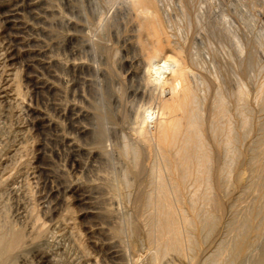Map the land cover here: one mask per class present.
Here are the masks:
<instances>
[{"label":"rangeland","instance_id":"374dc122","mask_svg":"<svg viewBox=\"0 0 264 264\" xmlns=\"http://www.w3.org/2000/svg\"><path fill=\"white\" fill-rule=\"evenodd\" d=\"M156 1L174 47L186 49L190 80L198 83L204 98L211 96L205 103L210 105L204 106L205 120L211 119L213 91L219 84L212 80L216 75L227 85L230 98L240 85L249 89L244 107L234 96V102L229 101L230 111L236 106L231 114L235 133L241 136L234 147L238 159H234L229 188L218 194L217 207L210 209L216 225L210 235L196 231L198 245L192 258L172 253L163 264H208L209 258L218 256L224 259L220 264H264V222L258 234L250 232L241 250L234 249L241 240L237 231L244 217L248 214L258 225L257 215H264V192L253 188L257 180L264 186V103L258 98L264 86V0ZM124 3L0 0V240L4 238L0 264H45L46 259L52 264H151L154 248L148 244L144 221L149 160L141 157L138 171L124 181L123 173L131 169L133 158L121 152L124 136H133L138 108L150 104L143 91L149 77L145 70L151 67L148 62L142 70L147 59L140 49L130 47L136 41L135 23ZM236 40L242 56L235 50ZM13 49L17 60H12ZM73 62L84 68L63 69L62 64ZM155 66L165 68L162 61ZM200 79L214 86L211 92L199 87ZM226 79L231 82L226 84ZM237 107L247 114L246 129L239 124L243 116L235 111ZM81 112L109 118L105 121L108 136L101 140L81 134L82 128L95 130L94 118L79 117ZM220 153L216 155L223 158ZM221 158L217 161L222 164ZM12 234L21 240L8 261L4 242Z\"/></svg>","mask_w":264,"mask_h":264},{"label":"bare ground","instance_id":"6f19581e","mask_svg":"<svg viewBox=\"0 0 264 264\" xmlns=\"http://www.w3.org/2000/svg\"><path fill=\"white\" fill-rule=\"evenodd\" d=\"M124 6L126 7V12L129 14L128 16L129 19L133 18L132 22L135 23L134 29L136 32H132V33H135L133 35H136V41H135V45H132V46L130 45V47L131 49L135 51H139L140 49L141 52L139 51V53L143 55L142 56L143 58L145 57L147 59V60H144L145 63H142L143 64L141 66L142 70L146 69L145 65L148 62L151 68L145 70L147 71L149 77H146L145 81L143 80L145 82V84L143 83L145 85L143 93L144 95L148 97L149 99L148 103L150 104H148V106L146 107H142L143 109L138 108L140 111L137 112V115L135 114L136 117L134 116L135 117V120H134L135 122L133 124L134 127L131 130L133 131V134H132L133 136L131 135L132 138L130 137L131 139H129L124 136V142H123L124 149L122 148L123 151L121 152H124V155H126L127 157H129V155L132 156L133 164L130 165V167L127 165L131 169L128 168L129 170H126V171L124 170L125 173H123V176L125 178H123V180L125 181V179L130 178L129 175L135 172V169L136 171H138L137 169H138L141 157H145L149 160L148 161L149 167H148V174H147L148 178L146 177L147 178L146 185H147L148 191L146 192V196H145V206L147 209L146 210L147 215H145L146 218L144 221L148 229L146 230L147 235H148L146 237H148V241H149L148 244L151 245L152 248H154L153 253L151 252L152 256L149 257L151 259V264H163V260H165V258L172 253L181 255L185 259H187L188 257L192 258L191 255L193 254V252L196 249V246L198 245L197 244L198 242L195 239L196 231L198 229H201V230H204L208 235H210V233L213 231L216 225L217 220L215 219L214 214L210 211V209L213 207H217L216 205L219 203V200L217 198L221 196L219 193H221L222 190L229 188L227 185L230 184L229 177L233 171L234 159L235 158L238 159V157H234V154L237 153L234 151L235 149L234 147H235V144L238 143L237 141L239 140V137L241 135L238 137L239 134L237 135L235 133L236 127L234 126V122H233L232 114H231L233 111V107H236V106H233L230 111L229 103L233 101L232 97L234 96L236 98L237 103L242 104V106L244 107V105L246 104L247 97H248L247 95L249 93L248 92L249 89L247 88L248 90L247 91L246 88L244 87L246 84L245 85L243 84L244 86H241L238 83L240 87L238 86L237 90L234 93L231 92L233 96L231 95V98H230V96L226 93V90L228 91V88H226L227 85L225 86L221 84L220 83L221 81L219 80L220 78L215 79L218 77L216 75V77L212 80H217V82L219 81L218 82L219 84L215 86L216 89H214L215 91H213L215 93H214L213 101L211 102V107H210L211 108L210 110L212 113L210 117L211 119L208 122L207 120H205V117L207 116H204V112H205L204 106H205V103L209 101L207 99H210L211 96L209 97L207 96L208 97L207 99L204 98L206 96L205 95L204 97L202 96L201 92L203 90L200 89L201 92H199L198 85H196L198 83H196L195 81L196 83L195 84L193 83L192 80H190L188 68L185 62L186 60L184 58L186 53L183 55L185 48L182 47L183 49H181L179 46H178L179 48L174 47L175 45V44L173 45L174 41L172 42L171 40V36L169 35L168 29H167L168 27L166 25L167 23H165L162 17L161 8L158 6V2L156 0H125ZM130 15L132 17H130ZM3 17H4L5 22L7 24H10L9 17L5 15ZM72 22H75V21L73 20ZM76 24H79V23H76ZM71 36H73V34ZM233 37H236V36H233ZM81 43H83L82 40H81ZM131 43H132V40H131ZM129 44H130V41H129ZM183 44L184 43H182V45ZM236 45H237V48L235 46L236 48L235 50L238 49L237 54H239L241 53V50H240L239 43L237 42V40H236ZM84 46H85V43H84ZM71 47L73 46L71 45ZM78 48L80 47L78 46ZM149 49L150 51H148ZM72 52L73 51H71V53ZM12 53H14L12 60H17L18 57L16 54V50L13 49ZM139 53L138 55L140 56ZM239 55L242 56L243 54H239ZM251 58L252 57H250V59ZM161 61L165 64V68H156L155 65ZM70 64L71 65L68 64V66H64L62 64L63 69H67L68 67L72 69H77V68L80 69V67H83L79 63L78 65L77 62L76 63L73 62ZM239 64L240 63H238V66ZM91 65L93 66V64ZM130 67H131V64H130ZM99 71H97L98 74H99ZM98 74L96 73V75ZM131 75L133 77L135 74L132 73ZM101 76H105V74L101 73ZM124 78L123 80H125ZM232 79L234 78L232 77ZM200 80H202V82H200L201 84H199L200 88L202 85V89L205 90V88H207V90H209V88H211V91H212V88H214V86L210 87L209 86L210 84H208L205 80L203 79H200ZM224 81H222V83ZM227 81L228 80L226 79V84L228 82H231V81H228V82ZM208 82H211V81H208ZM211 83H215V82L213 81ZM44 86L47 87L48 89L50 88L48 84L44 83ZM95 90L98 91L97 89ZM102 92H99V93L103 94ZM116 92H118V89ZM228 93L230 92L228 91ZM258 93H259L258 98L263 101L262 103H264V86H260ZM110 98H114V96ZM120 98L122 99V97ZM230 99L232 100L230 101ZM207 105H210V103L206 104V106ZM98 107L96 108L98 109ZM106 107H107V104H106ZM243 107H240L241 110L238 109V107H237V110L235 109L234 110L236 112L239 110L238 113L242 114L243 119L241 117L240 118L243 121L240 119L241 122L239 124L242 123L243 127L246 129V127L248 126V117ZM100 109L102 108L100 107ZM210 110L208 111V113L207 112L206 113L209 114ZM32 112L33 114L34 113L37 114L36 110H32ZM247 112H248V109H247ZM81 113H79V117L85 116L86 118H90V116H92L95 121L94 131H90L88 128H82L80 132L81 134H85V135L91 134L92 136L94 135L95 138L101 139V140L105 138V136H108V135H105L107 134L105 130L106 128L105 121L109 119L108 118L109 115H107L108 119H105V117H102L103 115L101 116V114L100 115L98 114L90 115L84 112L82 114ZM104 115L106 116V113ZM102 149L104 150V148ZM102 149H100L99 151L103 152ZM99 151H97L98 154H99ZM219 151L223 153L222 155L223 158L218 157L217 156L218 154L216 155L217 152L221 154ZM105 152L107 153V151ZM88 153L93 154L94 152L89 151ZM104 154L102 155L104 156ZM119 154L121 153L119 152ZM102 155L100 156L102 157ZM94 156L96 155L94 154ZM254 156L253 158L258 157V156H255V157ZM218 158H221L223 160L222 164L219 161H217ZM259 159L263 160V157L260 158L259 156ZM143 164H145V162ZM261 171L263 172L264 170H261ZM136 176L138 177V175ZM263 177L257 176V179L259 178L261 179ZM238 179L240 180V178ZM258 181L259 180L255 182L256 184L253 185V188L254 189L256 188V191L263 190L264 192L263 184L262 185L257 184ZM261 183H264V182H261ZM256 211H257L256 214H259L260 212H262L260 211L258 213V210ZM253 214L256 215L255 212L251 213L250 215H253ZM257 216H258L257 218L258 221H260L258 225L256 224V219H254L251 216L248 217V214H247V218L244 217L245 220H243L242 223L240 222L241 225L239 226L238 228L239 231L237 232H239V234L241 235V240L239 241V243L234 244L235 251L236 250L239 251L242 249L241 247L242 242L246 241V238L248 237L250 232L252 231L257 232L258 234L259 231L261 230L262 228L261 226L263 225V222H264V215H262V217L260 216L261 218L259 217V215ZM237 223H235L236 224L235 228L238 227ZM10 237H13V234ZM20 240H21L20 236L16 235L13 238H11L10 241L9 240L8 241L4 240L5 242L2 241L6 243L4 247V250L7 251L6 254H8V257L6 256L7 257L6 260L9 261L10 259H12V257L9 256V253L13 252V250L19 245ZM4 250L1 253H4ZM235 253H238V252H235ZM41 260H44V259H41ZM208 260H209L207 262L208 264H220V262L224 261V259L219 256L216 258H209ZM45 264H52V263L46 259Z\"/></svg>","mask_w":264,"mask_h":264}]
</instances>
